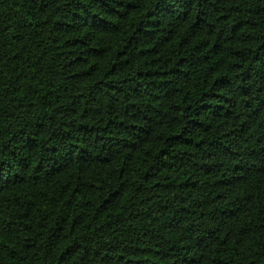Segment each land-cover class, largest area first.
Returning <instances> with one entry per match:
<instances>
[{"label":"trees","instance_id":"trees-1","mask_svg":"<svg viewBox=\"0 0 264 264\" xmlns=\"http://www.w3.org/2000/svg\"><path fill=\"white\" fill-rule=\"evenodd\" d=\"M0 264H264V0H0Z\"/></svg>","mask_w":264,"mask_h":264}]
</instances>
